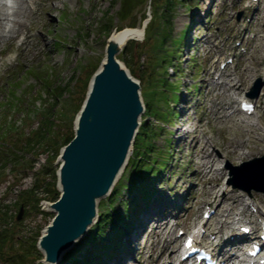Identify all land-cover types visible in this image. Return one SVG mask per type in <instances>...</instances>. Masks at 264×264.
Segmentation results:
<instances>
[{
  "label": "rangeland",
  "instance_id": "1",
  "mask_svg": "<svg viewBox=\"0 0 264 264\" xmlns=\"http://www.w3.org/2000/svg\"><path fill=\"white\" fill-rule=\"evenodd\" d=\"M38 1L42 2L40 17L26 22V28H30L33 34L31 43L25 44L23 42V33L0 41V102H4L5 98L9 97H6L8 94L6 88L8 87L7 83L14 80L12 79L14 78L13 75L17 74L22 67L26 69L37 65L47 71L52 66L58 69L57 75L53 77L55 83L58 82L63 86L67 84L70 89L74 88V94L69 97L71 98L70 102H74V106L78 103L82 104L88 92L90 82V80L88 81V75L98 62V68L101 66L110 35L115 30L138 28L143 20H149V17L145 19V16L151 15L149 0H129L133 3V7L126 13L124 19L121 15L120 19L117 18L121 8V0ZM189 1L193 3L192 7L188 9V6L178 5L172 20V37L174 38H178L181 32L190 26L187 46L177 60L175 59L173 62L169 60L168 63H161L160 60L155 61L153 46L156 41L155 39H144V36L129 41L122 47V51L126 50L123 54L120 50L117 52L118 60L124 68L128 70L134 79L140 81V87L143 86L144 101H147L152 108V112L155 113L158 109L166 110L168 108V115H170L164 119L165 125L156 119H152L154 124L159 126L156 127L159 132L157 137L152 138L154 142H151L152 140L146 144L143 140L138 142L139 147L142 148L144 144V148H147L149 154H152L151 162H153V158L156 162H162L159 154L161 149L167 151L172 149V157L168 160V152L164 155L165 162L169 161L170 170L166 171L162 177V180L166 181L165 189L160 194V201H163V203L154 202L156 204L153 205V210H157L154 212L156 215H153V218L145 216L141 232L139 230L130 235L138 237L136 242L134 240L133 244H130L128 238H126L127 243L124 241V244L127 245V248L125 250L124 247L120 248L121 244L119 245V250L124 253L123 260L133 261L134 264H152V260L159 251L156 247L158 238L152 233L154 223L169 218L167 225H174L173 235L167 236V240L171 241L172 236L177 235L180 229H183L185 233L189 232L202 220V213L206 208L205 204H209L207 203V189L211 183L204 176L205 170H202L199 166L200 160L193 141L194 137L210 142L209 150L213 152L214 157L218 160L216 163L217 172L215 171L216 173L211 175L212 182L216 181L218 189H234L229 181L230 178L234 177L229 176V165H240L243 161L264 154V152H257L252 154L251 158L242 159V161L241 159H234L230 155L227 156L224 147L229 140L237 139L240 135L241 130L236 126V123L243 115L239 114L234 119L217 121L212 114L215 102L233 101L234 106L238 107V99L240 100L244 96L248 98L247 93L260 79L259 76L248 78L242 71L245 70L249 62L257 65L260 60L259 57L264 58V0ZM112 3L114 4L112 5ZM257 6L260 10L254 16ZM239 14L241 16L238 18ZM210 15L211 18L209 19ZM104 26H106L105 32H101ZM106 29H110L109 33L106 32ZM197 33L201 35L198 39H193V36ZM56 37L60 38L63 43H57ZM166 44L167 48L173 49L175 47L172 39L168 40ZM127 45L128 48L130 47L129 50ZM160 53L167 54L165 51ZM189 56H192L193 59H189ZM124 59L128 62L127 65L124 63ZM231 59L234 62H229ZM222 61L227 63V72L231 74V77H238L240 80L239 85H242L243 90L235 96L236 100L224 92L228 84L220 85L217 89L209 87V82L216 81L218 77V73L214 71L213 67L217 66L218 70H223L221 67ZM262 66L264 68V60ZM223 80V78H220L219 82L222 83ZM195 82L200 86L199 95L191 93ZM29 84L33 86L26 90V95L22 94V91ZM14 87L16 89L12 90H16V96L21 95V99L27 100L28 107L31 110L36 105L33 92L37 91L39 93L42 91V88L36 84L35 77L24 73L20 77V81L14 83ZM177 89L181 92L179 94L181 101L179 100V102H177L178 97L174 93ZM262 90H264V79L260 92ZM64 97L68 98V92L64 93ZM141 99L143 101L142 96ZM165 99H167L166 103ZM253 100L257 101L258 110L255 115H252V118L258 121L264 130V95H258ZM37 103L39 102L37 101ZM181 103H187L186 105L189 108L186 107L187 112L185 115H180V109L185 105ZM2 107L1 103L0 118L3 115H11L16 120L21 117L17 115V112H21L20 110L15 112L10 109L8 111L7 108L3 109ZM76 107L70 110L71 115H75L74 132L76 116L79 112L78 110L77 114H74ZM22 111L28 113L25 109ZM173 111L177 116L172 115ZM174 118L178 122L177 125L175 121L173 122ZM23 122H26L27 129L37 125L36 118L35 120L28 118ZM185 123H188V128L192 130L190 134L186 135L185 140L187 141L178 135L182 134L185 129V126L181 125ZM168 137L172 139L171 148L169 147L170 139L166 140ZM149 143L152 147L147 146ZM142 150H140L141 153ZM143 155L146 154L143 152ZM45 156V153L40 154L39 160L32 171L20 173L11 166L4 169L0 168V208L2 211L7 209L8 212L7 219L0 220V233L8 230L13 235V243L17 249L23 245L21 239L27 241L26 245L30 247V241L35 233L40 229L41 236L52 218L36 212L26 214L24 210L21 221L16 220L20 209L17 204L19 193L21 190L31 187L36 177L35 172L43 164L40 159L46 158ZM142 163L148 168L150 167L146 161H142ZM128 172L125 173L123 180L128 179ZM237 182L239 181L237 180ZM118 190H123V181H120ZM234 190L242 193L247 198L253 196L264 197V193L261 192L252 191L251 194H247L241 189ZM43 194L44 192L41 191L40 195ZM209 205L212 206L211 209H215L213 204ZM39 206L42 210L41 202ZM44 210L54 214L50 206L44 208ZM121 211H123L122 208ZM259 211H261V217L259 218L261 220L264 217V204L259 205ZM19 221L20 224H18ZM214 222V227H216V220ZM211 223H213L212 219L208 222V225ZM167 228L165 227V229ZM85 238L83 236L80 241H84ZM207 239L216 241L214 235L211 238L208 236ZM133 250H136V252H133ZM31 251L33 250L31 249ZM36 252L35 250L34 256H31L33 259L36 257ZM5 253L9 254L11 251L6 249ZM42 259L44 260V257ZM166 262H169V260L166 259ZM111 263L109 261V264ZM0 264H5L1 256ZM33 264H36V262ZM60 264L65 263L61 260Z\"/></svg>",
  "mask_w": 264,
  "mask_h": 264
},
{
  "label": "trees",
  "instance_id": "2",
  "mask_svg": "<svg viewBox=\"0 0 264 264\" xmlns=\"http://www.w3.org/2000/svg\"><path fill=\"white\" fill-rule=\"evenodd\" d=\"M120 2L121 8L117 17L124 19L126 13L132 9L133 3L129 0H121ZM149 4L152 17L145 29V39H155L156 41L153 46V58L155 57V61L160 60L161 63H168L170 60V62H173L181 55L186 40L185 36H187L190 28V26L186 27L178 38L172 37L173 16L178 5L188 6L189 9L192 7V2L189 0H150ZM105 27L102 28L101 32L104 31ZM109 31L110 29H106V32L109 33ZM170 39L174 42L175 47L173 46V49L166 47V43ZM56 40L57 43H62L60 38L57 37ZM124 51L126 50H123L122 54ZM161 51H165L167 54H161ZM123 61L126 65L128 64L125 59ZM98 64L99 62L89 73L88 81L94 73L93 71L97 69ZM57 71L58 69L53 66L50 67L49 71L37 65L26 69L22 67L17 74L13 75L14 78L12 79L14 80L7 83L9 88H6L8 91L6 97L9 96L11 99H8V97L5 98L4 102H0L3 105L2 108H7L8 111L10 109L14 111L29 109L28 101L21 99V95L16 96V90H12L16 89L14 83L19 82L20 77L24 73L34 76L36 84L42 88V91L39 93L37 91L33 92L35 101H40V107L36 111L39 123L37 128L31 129L27 133L25 132V124L19 126L17 120L13 119L11 115L1 116L0 168L4 169L7 166H11L20 173L32 171L38 162L40 154L45 153L47 155L45 163L35 172L36 177L33 184L30 188L19 193V200L17 202L19 207L21 205L24 206L26 214L36 212L41 213L45 217H53L54 214L42 211L39 203L43 198L51 202L59 198L60 192L56 187L58 164L55 161L60 153V149L74 137L73 122L75 115H71L70 110L78 105L74 112V114H77L82 106L79 103L74 106V102H70L71 98L69 97L74 94V88L70 89V86L67 84L63 86L58 82L55 83L53 77L57 75ZM31 86L33 85H27L22 94L26 95V90ZM65 92H68V98H63ZM168 113V108L166 111L158 109V111L153 113L149 104H146L145 120L142 122L134 141L133 153L135 157L129 161L128 165L133 173L128 174V184L123 185L124 190L130 193V197L124 198V192L118 190L119 184L113 188L111 195L99 203L101 211L99 210V219L95 226L89 231L85 240L79 244V248L65 256V264H105L103 257L111 258L113 247L117 244L116 237L121 234L119 232L120 223L128 225L131 223L130 218L134 210L133 204L135 199L137 195L141 197L144 193L149 192L146 188L152 180L150 175L153 173L154 168L148 170L147 166L138 159L139 157H143V159L148 160L150 154L148 149L144 148V144L141 148L138 142L139 140H143L145 144L150 142L157 135L153 126L154 122L151 119H161L164 121L166 117H169ZM147 146L152 147L151 143ZM139 149H143L142 151L147 157ZM41 191L44 192L43 195L45 196L40 195ZM149 194L145 196V201L150 199ZM121 207L123 208L122 213H120ZM7 216V209L2 211L0 208V220H6ZM20 223L18 222V224ZM39 232L40 229L31 239L30 247L26 245L27 241L21 239L23 245L17 249L13 243V235L8 230L2 231L0 233V256L3 257L5 264H33L35 262L36 264H44L41 262L43 255L36 246L40 236ZM6 249H9L11 253L6 254ZM35 250L37 251L36 257L33 259L31 256H34Z\"/></svg>",
  "mask_w": 264,
  "mask_h": 264
},
{
  "label": "water",
  "instance_id": "3",
  "mask_svg": "<svg viewBox=\"0 0 264 264\" xmlns=\"http://www.w3.org/2000/svg\"><path fill=\"white\" fill-rule=\"evenodd\" d=\"M87 99L88 93L82 106ZM142 110L139 85L112 62L97 76L75 136L62 149L58 173L61 195L51 203L55 215L37 244L45 262L56 261L60 251L71 248L92 224L96 199L108 193L126 163ZM235 170L245 177V183H235V187L264 192V158ZM236 179L235 175L231 181ZM23 212L21 206L17 220Z\"/></svg>",
  "mask_w": 264,
  "mask_h": 264
},
{
  "label": "bare ground",
  "instance_id": "4",
  "mask_svg": "<svg viewBox=\"0 0 264 264\" xmlns=\"http://www.w3.org/2000/svg\"><path fill=\"white\" fill-rule=\"evenodd\" d=\"M41 1L38 0H0V41L4 39H9L12 37H16L17 35L23 33V42L25 44L31 43L32 41V32L30 28H26V22L31 19H36L40 17V5ZM143 36V31L141 27L138 28H124L122 30H115L110 37L108 38V42L106 44V49L104 56L102 58L101 66L98 68L97 75L93 77L89 84L88 88V99L93 93V89L95 86L96 78L98 75L103 73L112 62H117L121 68L128 76H131L126 68H124L123 64L117 59V52L126 45V43L132 39H140ZM257 65L249 62L248 66H246L245 70L242 71L247 75L248 78H252L254 76H264V72H262V63L264 58L262 56L259 57ZM261 64V65H260ZM225 72V71H224ZM220 74L224 79L221 82H209V87L212 89H217L220 85H227L225 89V93L229 95L232 99L237 96L238 93L242 92V85H239V78H233L230 75L224 73ZM210 74V73H209ZM132 78V76H131ZM133 79V78H132ZM134 80V79H133ZM135 81V80H134ZM137 83V82H136ZM88 99L80 114L77 116L76 120V128L78 129L80 119L86 109V105ZM233 101L230 102H215V106L212 108V114L215 120H229L234 119L239 112L237 109H234ZM241 101H239L240 107ZM187 105L183 106L182 114L185 115L187 109ZM231 108L233 110L229 115L227 114V108ZM239 110H241L239 108ZM187 116V114H186ZM236 126L241 130L240 135L237 139L233 138L227 142L224 147V150L227 153V156H231L234 159H247L251 158L252 154L257 152H264V130L261 124L254 120L252 117L242 116L236 123ZM180 138L186 139V134H178ZM187 141V140H185ZM193 141L195 142V147L198 150L199 157V166L202 170H205L204 176L207 181H210L211 185L207 189L208 194V202L216 205V213L214 214V218L216 220V243L213 241L211 245L214 246L215 249H219L220 256L225 259V262L233 261L238 258L237 253L235 254L234 250L237 246H241L245 244L247 236L241 231L243 226H248L250 223L253 224L252 230L255 234L259 227L256 225V221L253 220L257 215H253L252 220L249 221V224H241L238 226L237 230H235V225L241 223L244 219L242 215L248 212L247 206H252L258 208L257 202L264 203V197H254L244 199V195L241 193H237L233 189L228 188H217V183L212 182V173H216V163L217 159L214 157L212 151L209 150V140H201L198 137H194ZM124 166V165H122ZM122 169V167H121ZM216 171V172H215ZM222 173V172H221ZM163 177V176H162ZM114 182V181H113ZM113 185V183H112ZM61 187V184H59ZM112 187V186H111ZM222 192V194H220ZM98 199H96V203H98ZM259 209V208H258ZM157 210H153L151 215L148 217L153 218L154 212ZM258 213L261 211L257 210ZM213 213V212H212ZM249 215L251 213H248ZM233 218V220H232ZM169 218L166 220L158 221L154 223L152 228V233H154L158 238V243L156 247L159 249L156 257L152 260L154 264H165V259H172V264H174V260L178 255L182 247L181 237L176 236L173 240L168 241L167 236H171L174 232V225H167L169 223ZM231 220V221H230ZM152 223V222H150ZM165 227H168L165 229ZM209 226V233L213 234ZM47 233V230L44 233ZM194 232V231H193ZM229 233H231L232 238H230ZM227 235L224 239V235ZM129 242L133 244L136 237L129 236ZM228 244L231 248L222 247L221 243ZM69 248V247H68ZM68 248L62 249L59 253L58 259L50 264H60L62 256L68 250ZM136 252V250H133ZM46 257V256H45ZM252 260L248 261L251 263ZM124 264H134L132 261H124ZM171 264V263H170Z\"/></svg>",
  "mask_w": 264,
  "mask_h": 264
}]
</instances>
